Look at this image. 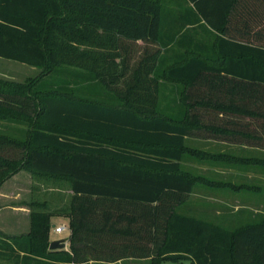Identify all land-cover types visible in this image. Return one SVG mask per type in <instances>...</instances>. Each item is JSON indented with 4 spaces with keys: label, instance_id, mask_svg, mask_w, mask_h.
Here are the masks:
<instances>
[{
    "label": "trees",
    "instance_id": "obj_1",
    "mask_svg": "<svg viewBox=\"0 0 264 264\" xmlns=\"http://www.w3.org/2000/svg\"><path fill=\"white\" fill-rule=\"evenodd\" d=\"M188 1L192 42L164 36L160 0H0V58L40 68L0 80V185L26 170L71 191L67 248H48L53 213L31 209L27 232L0 231V264H264V213L227 227L177 211L196 184L226 187L184 168L224 157L188 139L264 149V24L234 38L240 0Z\"/></svg>",
    "mask_w": 264,
    "mask_h": 264
},
{
    "label": "rangeland",
    "instance_id": "obj_2",
    "mask_svg": "<svg viewBox=\"0 0 264 264\" xmlns=\"http://www.w3.org/2000/svg\"><path fill=\"white\" fill-rule=\"evenodd\" d=\"M169 63L166 60L162 65L166 66ZM39 73L40 68L35 66L0 58V80L2 81L23 83L29 78L36 77ZM176 89L172 84L161 87L160 91L165 95H161L160 103L163 104L164 99L172 100L175 98ZM1 123L8 124L5 120L0 119ZM186 143L193 148L219 153L224 157H222V160H200V164L197 163L198 159H187L185 160L186 165H183L185 169L211 181L213 179L209 177L212 176L215 179L225 178L223 174L230 170L227 171L217 167V165H210L221 164L225 156H229L222 152V149L225 148L223 143L207 139L201 141L188 139ZM216 170L219 171L216 172ZM212 172L217 174H212ZM256 182L246 184L250 187V190L246 188L245 190H239V192L231 189L220 191L219 188L196 184L187 200L177 207V211L215 224L227 227L236 226L237 223L241 224L242 221L239 218L245 217L244 214L254 212L255 215V212L264 211V192L255 189V187L260 186ZM70 195L69 185L65 181L37 178L26 170L14 173L0 186V231L8 235L27 232L30 210L42 209L53 213L49 217V238L67 237L69 218L65 214H67L66 211L69 207ZM53 225H63V227L61 231L56 232L53 230ZM132 261H134V264H149L148 258H135ZM159 264H191V262L189 258H163L159 261Z\"/></svg>",
    "mask_w": 264,
    "mask_h": 264
},
{
    "label": "crops",
    "instance_id": "obj_3",
    "mask_svg": "<svg viewBox=\"0 0 264 264\" xmlns=\"http://www.w3.org/2000/svg\"><path fill=\"white\" fill-rule=\"evenodd\" d=\"M161 7H162V19L161 22L166 26V35L165 37H169L176 33V36L183 33V38L187 41L192 42L193 40H198L204 37L201 33V27L199 24L203 23V20H199L197 23H193L194 17V9L192 4L188 0H160ZM243 5V6H242ZM236 10H232L229 15V20L226 21L225 26L227 27V35L242 39L248 36L252 31L256 30L257 27L261 26L262 23L264 24V0H240V3L235 6ZM249 8L252 9V13H254V19H261L259 25H254L256 22L252 19L247 21L242 20L241 14L246 16L248 13L247 10ZM191 20V21H190ZM247 25V27H246ZM199 26V27H198ZM256 26V27H254ZM196 29V30H195ZM176 31V32H175ZM216 36L217 33L213 32ZM140 41H137L139 43ZM193 140H205L200 138H191ZM207 140H214L211 138H206ZM216 142H221L224 144V149L222 152H225L229 156H225V159L222 161L221 164L215 163L210 165H217L219 168H223L224 170H230L226 172L224 175V179H213L214 181L224 182L226 187H215L219 188L220 191H224L225 189H231L235 192H239L241 189L250 190L246 184L250 182H256L258 185L255 189L261 190L264 192V163H260L264 161V149L257 148L253 146H247L244 144H233L228 143L225 141L214 140ZM226 150V151H223ZM221 151V150H220ZM230 157V158H229ZM233 158V159H231ZM254 159L257 163H246L244 162L246 159ZM196 161V160H195ZM193 162V161H192ZM221 162V161H220ZM219 162V163H220ZM198 164L201 161H197ZM185 164V161L183 162ZM219 170H216V172ZM211 173L210 171H208ZM216 172H212V174H217ZM206 175L205 173H201ZM212 180V181H213ZM201 186H207L205 184H199ZM229 185V186H228ZM1 186V185H0ZM213 187V186H207ZM217 190V189H216ZM218 190V191H219ZM254 213V212H253ZM247 213L245 217L239 218L243 223L254 220L258 215L263 214L264 211ZM242 222H240L242 224ZM237 223L236 225H238ZM240 225V224H239ZM233 227V226H232ZM61 231V230H59ZM58 231V232H59ZM49 237V236H48ZM68 240L64 237V246L63 248H67ZM132 257H125L121 259H117L115 261H100V260H89L88 264H123L130 263L134 264L132 261Z\"/></svg>",
    "mask_w": 264,
    "mask_h": 264
},
{
    "label": "water",
    "instance_id": "obj_4",
    "mask_svg": "<svg viewBox=\"0 0 264 264\" xmlns=\"http://www.w3.org/2000/svg\"><path fill=\"white\" fill-rule=\"evenodd\" d=\"M64 246V237L53 238L48 242V248H61Z\"/></svg>",
    "mask_w": 264,
    "mask_h": 264
},
{
    "label": "built area",
    "instance_id": "obj_5",
    "mask_svg": "<svg viewBox=\"0 0 264 264\" xmlns=\"http://www.w3.org/2000/svg\"><path fill=\"white\" fill-rule=\"evenodd\" d=\"M63 227V225H53V230L58 232L59 230H61Z\"/></svg>",
    "mask_w": 264,
    "mask_h": 264
}]
</instances>
